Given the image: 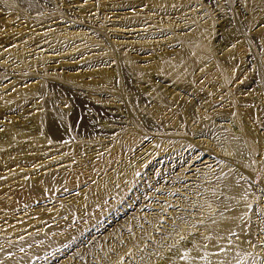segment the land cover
Instances as JSON below:
<instances>
[{
	"label": "rangeland",
	"instance_id": "374dc122",
	"mask_svg": "<svg viewBox=\"0 0 264 264\" xmlns=\"http://www.w3.org/2000/svg\"><path fill=\"white\" fill-rule=\"evenodd\" d=\"M248 1L0 0V137L6 126L33 130L42 102L66 116L58 144L0 147V248L47 232L61 243L28 264H160L206 237L199 227L218 210L234 98L253 110L257 121L246 124L264 147V53L254 35L264 17L254 27ZM195 49L207 57L196 60ZM231 49L239 74L220 82L230 67L216 62ZM182 54V72H163ZM123 55L144 75L132 74ZM103 73L109 85L89 91ZM41 81L40 94L13 103ZM49 172L61 176L51 191L40 183ZM245 177L256 188L259 175ZM28 183L41 194L28 198ZM253 210L263 243L264 185Z\"/></svg>",
	"mask_w": 264,
	"mask_h": 264
},
{
	"label": "bare ground",
	"instance_id": "6f19581e",
	"mask_svg": "<svg viewBox=\"0 0 264 264\" xmlns=\"http://www.w3.org/2000/svg\"><path fill=\"white\" fill-rule=\"evenodd\" d=\"M148 3L153 7H165L170 5L172 2H170V0H148ZM248 3V11L252 14L250 15V22L252 25H254V21H256L257 23L262 17H264V0H249ZM258 25L259 23H257L254 27H258ZM203 31L204 29L201 28L199 32L202 33ZM124 32L129 33L131 32V30H125ZM254 35L259 36V40L262 42L261 50H263L264 53V26L257 28V30L254 31ZM187 40L189 41L188 45L191 48L197 44L196 35L189 37ZM195 50L196 54L193 56L196 60L202 61L204 57H207V52H200L197 49ZM184 57L185 55L182 54L176 59L165 60V63L161 67V69L166 74H169L170 72H173L177 69L181 70V68L184 66L183 60L186 59ZM121 58L122 61L125 62V64L128 66L132 74L137 73L144 75L142 71H140L136 67L131 58L124 55ZM221 58L223 59L217 61L216 63L226 64L228 67H230V70L227 69L230 72H226V70H220V82L232 81L236 77V75L239 74L236 71V67L238 66V56L235 54L234 49H231V51L229 50L225 54V56ZM96 80L94 81V83L89 84V91H91V89H93L92 91H102L105 86H108L112 81V77L108 73H103ZM63 82L67 84L70 89L74 85L72 81ZM43 88L44 83L41 81L34 87L22 91L19 94V100L17 102L14 101L13 103L17 104L25 100L28 101L29 99L35 97L36 94H40ZM262 88V93L264 95V85L262 86ZM237 103L238 107L236 109L235 105ZM42 104L43 107H46L44 102H42ZM241 105L245 104H242V101L234 98L233 108L230 114V117H233H231L230 123L231 125H234L233 128L236 131L234 130L233 133L229 131L230 133H232H229V136H232L234 138L230 139L229 142H223V147L226 151L225 154H229L230 157L227 159L228 166L223 172H221V174L218 176L219 178L217 177L220 186V193L216 200L218 210L208 218L206 217L207 219L203 221L204 224L201 223L203 225L200 224L201 226L199 227L205 232L206 237H203L202 239H195L194 237L193 240L195 239V242L193 241L192 244H181L180 247H176L177 249L174 252H171L170 254L164 256V258L160 261V264H259L260 258L263 256L262 255L260 257L261 250H263L262 252H264V242L260 243L259 240L254 238L253 228H255L256 226L254 227V225L257 224L253 225V221L249 216L254 208V194L256 192H259L264 185V171H261V168H264V147L262 148L261 146H259L261 138L260 135H257L253 131V129L249 128L246 124L247 118L250 119L251 122L254 121L255 123L257 121L256 115H254L253 110L246 111L242 109ZM45 107L43 111L38 112L33 118V130L17 126H6L3 130V134L0 137V147H11L12 150H14L20 149L25 146H30L34 149H41L46 144H49L51 140L56 141L57 144L59 141H62V139H64L66 135V133L64 132L65 130L62 129L64 127H62L63 120H65L64 118H66V116L63 114V112L59 113L58 110L57 113H55L56 116L53 115L54 113L51 114L47 110L49 112L48 114V112L45 111ZM201 120L197 119L199 123H204ZM221 145L223 144L221 143ZM221 148L222 146L220 147V149ZM251 173H257L259 175V177L257 178V181L259 182L257 183V186L255 185L256 188L250 187V185L248 184L249 182L247 183V177L245 176H251ZM59 178H61L60 174L49 172L42 176L40 183L45 190L51 191L54 186L59 184ZM34 184H27L26 196L31 199L32 197L41 194V192L39 193V191L35 188L36 186ZM33 185L35 187H33ZM88 203L93 204V199L89 197ZM235 237H237V239ZM263 240L264 238L262 239V241ZM34 242H40L41 245L34 248L32 247V244ZM60 243V240L51 239L48 236L47 232L41 235L37 234L36 236L28 237L27 239L20 240L16 243H11V245L9 246L0 248V264H28L29 262H31V260L42 254L44 251H50ZM16 250H20L21 253H15ZM108 253H110L109 249L104 250V254ZM9 254L12 255L10 258H4V256ZM263 258H261V260Z\"/></svg>",
	"mask_w": 264,
	"mask_h": 264
}]
</instances>
